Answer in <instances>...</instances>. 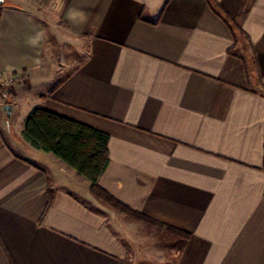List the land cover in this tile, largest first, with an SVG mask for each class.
Returning a JSON list of instances; mask_svg holds the SVG:
<instances>
[{
	"label": "crops",
	"instance_id": "0c3cea01",
	"mask_svg": "<svg viewBox=\"0 0 264 264\" xmlns=\"http://www.w3.org/2000/svg\"><path fill=\"white\" fill-rule=\"evenodd\" d=\"M216 1L235 46L207 0L0 4V264L131 255L121 215L24 139L35 107L109 135L100 187L188 233L175 264H264V0Z\"/></svg>",
	"mask_w": 264,
	"mask_h": 264
},
{
	"label": "trees",
	"instance_id": "16d2710c",
	"mask_svg": "<svg viewBox=\"0 0 264 264\" xmlns=\"http://www.w3.org/2000/svg\"><path fill=\"white\" fill-rule=\"evenodd\" d=\"M207 2L230 28L234 46L238 42V38H246L245 33L236 26L216 0H207ZM244 43L245 40L243 56L245 49L247 59H242L246 63L249 74L255 61L250 44ZM23 136L31 147L51 153L83 176L89 182L90 193L101 203L123 216L157 223L178 238L186 239L188 237L187 232L177 227L162 223L129 208L100 187L99 178L108 165L109 135L106 132L35 107L29 111L24 120Z\"/></svg>",
	"mask_w": 264,
	"mask_h": 264
},
{
	"label": "rangeland",
	"instance_id": "374dc122",
	"mask_svg": "<svg viewBox=\"0 0 264 264\" xmlns=\"http://www.w3.org/2000/svg\"><path fill=\"white\" fill-rule=\"evenodd\" d=\"M12 85L0 81V88L10 89ZM13 121L17 122L15 117ZM108 219L125 230H122L121 236L131 244V255L123 264H175L178 237L164 227L123 215L110 216Z\"/></svg>",
	"mask_w": 264,
	"mask_h": 264
},
{
	"label": "water",
	"instance_id": "95a60500",
	"mask_svg": "<svg viewBox=\"0 0 264 264\" xmlns=\"http://www.w3.org/2000/svg\"><path fill=\"white\" fill-rule=\"evenodd\" d=\"M4 2V0H0V4H2ZM11 109H12V106L11 104L7 103L4 107V110H5V113H6V116L8 118H10V115H11Z\"/></svg>",
	"mask_w": 264,
	"mask_h": 264
},
{
	"label": "built area",
	"instance_id": "2783aa9c",
	"mask_svg": "<svg viewBox=\"0 0 264 264\" xmlns=\"http://www.w3.org/2000/svg\"><path fill=\"white\" fill-rule=\"evenodd\" d=\"M3 82H4L5 84H10V83H12V81L9 80V79H4Z\"/></svg>",
	"mask_w": 264,
	"mask_h": 264
}]
</instances>
